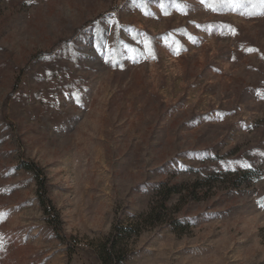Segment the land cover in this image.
<instances>
[{"label": "rangeland", "instance_id": "1", "mask_svg": "<svg viewBox=\"0 0 264 264\" xmlns=\"http://www.w3.org/2000/svg\"><path fill=\"white\" fill-rule=\"evenodd\" d=\"M0 214V264H264V2L0 0Z\"/></svg>", "mask_w": 264, "mask_h": 264}, {"label": "trees", "instance_id": "2", "mask_svg": "<svg viewBox=\"0 0 264 264\" xmlns=\"http://www.w3.org/2000/svg\"><path fill=\"white\" fill-rule=\"evenodd\" d=\"M26 167L28 169H34L36 172V176L38 177L37 179V184H38V191L40 192V195H46L47 194V184H46V176L44 172L41 170V168L38 165H32V163L27 164ZM44 211L46 214L50 216V222L51 224H58L60 225V216L57 211V209L54 207L52 204L51 200L46 199V203L44 204ZM155 211V207L151 206L150 209L148 210L147 214H152ZM113 235H111L112 237ZM113 238V237H112ZM116 241L113 240L109 247H106L105 245H102L100 248V251H96V258L99 261V264H105V258L106 254L108 253L109 249H114L115 248ZM108 250V251H107Z\"/></svg>", "mask_w": 264, "mask_h": 264}, {"label": "snow or ice", "instance_id": "3", "mask_svg": "<svg viewBox=\"0 0 264 264\" xmlns=\"http://www.w3.org/2000/svg\"><path fill=\"white\" fill-rule=\"evenodd\" d=\"M202 2H203V0H202ZM262 2H264V0H262ZM0 215H2V214H0Z\"/></svg>", "mask_w": 264, "mask_h": 264}]
</instances>
